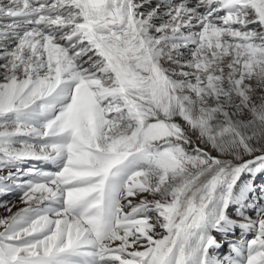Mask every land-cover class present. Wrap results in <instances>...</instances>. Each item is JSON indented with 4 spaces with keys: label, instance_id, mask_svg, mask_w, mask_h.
<instances>
[{
    "label": "snow or ice",
    "instance_id": "6c2138e0",
    "mask_svg": "<svg viewBox=\"0 0 264 264\" xmlns=\"http://www.w3.org/2000/svg\"><path fill=\"white\" fill-rule=\"evenodd\" d=\"M258 175L264 0H0V264H264Z\"/></svg>",
    "mask_w": 264,
    "mask_h": 264
},
{
    "label": "bare ground",
    "instance_id": "6f19581e",
    "mask_svg": "<svg viewBox=\"0 0 264 264\" xmlns=\"http://www.w3.org/2000/svg\"><path fill=\"white\" fill-rule=\"evenodd\" d=\"M155 2V0H154ZM181 123H183L181 121ZM213 155H218L217 153H215L214 151L212 152ZM251 157H245V159H250ZM40 167L44 170L47 171H55V167L50 165V164H46L43 162H29L28 164H24L22 165V167L24 168H28V167ZM28 177L26 176H22L21 180L23 179H27ZM243 179L245 181H247L249 179V177L247 175H245L243 177ZM255 185L257 187V189L259 190L260 187L264 186V175H258L257 178L255 179ZM257 195H259V191H257ZM3 205H15V207H12V211L15 212L17 211L19 208L24 207V204L21 203L19 201V194L18 193H2L0 194V217H4L8 215V212L6 211L5 207ZM215 235V233H213ZM239 232H237V237H239ZM219 239V237H217ZM250 238V237H249ZM227 251V246L225 245V248L221 249V252Z\"/></svg>",
    "mask_w": 264,
    "mask_h": 264
}]
</instances>
